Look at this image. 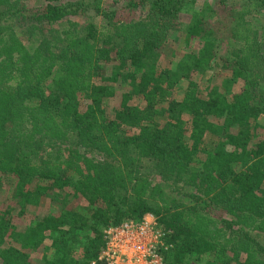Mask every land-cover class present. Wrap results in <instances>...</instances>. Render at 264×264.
<instances>
[{
  "label": "trees",
  "instance_id": "trees-1",
  "mask_svg": "<svg viewBox=\"0 0 264 264\" xmlns=\"http://www.w3.org/2000/svg\"><path fill=\"white\" fill-rule=\"evenodd\" d=\"M27 1L0 0V264H107L148 215L166 264H264V0Z\"/></svg>",
  "mask_w": 264,
  "mask_h": 264
},
{
  "label": "built area",
  "instance_id": "built-area-1",
  "mask_svg": "<svg viewBox=\"0 0 264 264\" xmlns=\"http://www.w3.org/2000/svg\"><path fill=\"white\" fill-rule=\"evenodd\" d=\"M170 232L159 228L148 215L140 223H128L105 231L106 248L101 256L107 264H166L164 254Z\"/></svg>",
  "mask_w": 264,
  "mask_h": 264
},
{
  "label": "rangeland",
  "instance_id": "rangeland-1",
  "mask_svg": "<svg viewBox=\"0 0 264 264\" xmlns=\"http://www.w3.org/2000/svg\"><path fill=\"white\" fill-rule=\"evenodd\" d=\"M119 0H108L105 4V7L106 8H109V9H120L122 10V8L124 7V3L120 0L119 2L120 3H117ZM124 1V0H123ZM236 1V0H235ZM238 1V0H237ZM125 2V1H124ZM197 2V7H201L207 3H210V4H214L215 0H196ZM44 4V1L43 0H29L27 1L24 5L28 6V7H40ZM220 14V18H216V22H218V19L220 20V23L224 22L222 21L223 20H226V14L225 16L222 15V13H218ZM132 18V15L131 13L127 12V11H123V13L121 14V19L122 20H131ZM183 22H189L190 21V16L189 15H186L184 14L183 16ZM228 20H230L228 18ZM252 20V24L255 28H258L260 30L261 33H264V12L261 13V14H258L256 15L255 17H253ZM226 24L229 22V21H225ZM57 27V26H56ZM58 28V27H57ZM180 33L178 31H174L171 35H170V39H169V42L171 44V46L173 47V49L175 50V55H181L184 51H185V44L183 43V40H182V36L180 37ZM22 36V35H21ZM28 39V36H22V40L24 41L25 44H29V39ZM226 42H227V39H224V37H222V40L220 41V43L218 44L219 46V52L222 54V55H225L227 53V50H230V48H232L233 45H226ZM167 65V63L165 64ZM171 65L173 68L176 66V63L174 64H169ZM240 86H241V83H239L238 85L234 86L233 87V91L234 92H237L239 91L240 89ZM231 86L229 85L228 86V89L230 88ZM41 205L42 206H50V203L48 200H43L41 202Z\"/></svg>",
  "mask_w": 264,
  "mask_h": 264
}]
</instances>
